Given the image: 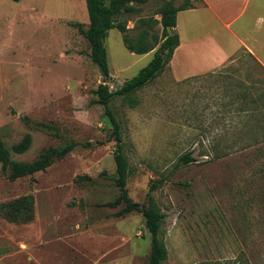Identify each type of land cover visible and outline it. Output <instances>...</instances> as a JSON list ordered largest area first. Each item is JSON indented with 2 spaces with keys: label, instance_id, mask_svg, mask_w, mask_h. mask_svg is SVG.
Wrapping results in <instances>:
<instances>
[{
  "label": "rangeland",
  "instance_id": "374dc122",
  "mask_svg": "<svg viewBox=\"0 0 264 264\" xmlns=\"http://www.w3.org/2000/svg\"><path fill=\"white\" fill-rule=\"evenodd\" d=\"M184 1L133 3L136 10L118 21L131 43L145 33L153 44L161 37V7ZM257 3L251 0L232 28L250 25L264 40L257 19L264 0ZM74 24L87 30L85 0H0V141L17 163L69 149L25 177L11 178L0 164V264H148L143 215L116 216L126 205L116 204V143L95 91L121 88L159 45L136 55L110 30L105 79ZM199 24L203 33L205 20ZM252 46L255 58L239 51L227 68L180 83L166 68L108 105L120 127L128 199L165 216L161 264H264V47ZM74 112L87 113L86 122ZM186 154L193 161L185 165ZM27 196L30 210L14 219L2 211Z\"/></svg>",
  "mask_w": 264,
  "mask_h": 264
},
{
  "label": "trees",
  "instance_id": "16d2710c",
  "mask_svg": "<svg viewBox=\"0 0 264 264\" xmlns=\"http://www.w3.org/2000/svg\"><path fill=\"white\" fill-rule=\"evenodd\" d=\"M10 1L18 2L20 0ZM147 1L148 0H85L88 15L87 30L84 31L78 24H74V26L78 28L79 33L88 42L91 60L99 68L105 79L109 78V69L104 41L110 30L116 29L119 31L122 34V43L126 50L136 55H146L151 52L155 46L159 45L153 53L151 61L133 78L124 82L121 88L115 92H110L106 85H99L95 94L98 97L97 103L103 106L105 115L108 116L110 120L113 129L111 135L116 143V170L113 180L120 190V197L116 204L121 200L126 204L116 216L122 217L132 211L140 212L143 215L145 227L151 236L152 242L148 264H161L162 260L165 258L166 252L163 244L158 239V233L165 216L153 209H144L136 204H132L128 199L127 190L125 188L128 177L127 162L123 154V147L121 146L120 127L108 105L114 96L129 98L130 95L152 82L167 68L174 50L179 45L178 35L173 31L176 26V14L180 11L194 8L195 5H192L189 0H185L183 4L177 7L172 6L169 2L165 3L159 10V15L161 16L160 24L162 26L160 39H154V43L150 44L146 41V34L143 33L139 37L137 43H131L129 37L126 35V24L118 21V17L122 14L134 12L136 9L132 5L133 3L145 4ZM130 104L133 105L134 103L130 101ZM68 150L69 149H48L37 160L31 163H17L10 159L9 153L0 141V164L9 170L11 178L25 177L45 170L54 160L62 158ZM180 161L186 165L193 160L189 154H186L180 158ZM31 203L32 197L27 196L17 199L9 205H3L1 209L7 213L8 218L14 219L22 210H30Z\"/></svg>",
  "mask_w": 264,
  "mask_h": 264
},
{
  "label": "crops",
  "instance_id": "0c3cea01",
  "mask_svg": "<svg viewBox=\"0 0 264 264\" xmlns=\"http://www.w3.org/2000/svg\"><path fill=\"white\" fill-rule=\"evenodd\" d=\"M250 1L200 0V5L176 14L173 31L178 35L179 45L167 66L174 82L215 74L231 65L239 51L255 58L252 45L264 47V40L253 37L254 31L249 29L254 28L250 25L249 28L247 25L240 27L239 32L232 28L246 12ZM260 1L258 0L257 6ZM257 6L255 10H258ZM254 16L256 15L252 11L250 17ZM257 19L264 25V14H258ZM199 20H205L203 33H200L202 27L199 26ZM263 25L259 27L261 30H264ZM258 62L264 70V64L259 60Z\"/></svg>",
  "mask_w": 264,
  "mask_h": 264
},
{
  "label": "clouds",
  "instance_id": "9594fccd",
  "mask_svg": "<svg viewBox=\"0 0 264 264\" xmlns=\"http://www.w3.org/2000/svg\"><path fill=\"white\" fill-rule=\"evenodd\" d=\"M73 115H74V118H76V119H78V120H81V117H82L83 115H87V113L74 112ZM81 122L84 123V122H86V121L81 120Z\"/></svg>",
  "mask_w": 264,
  "mask_h": 264
}]
</instances>
